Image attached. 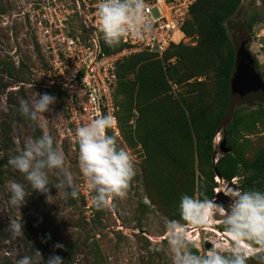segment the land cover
Returning a JSON list of instances; mask_svg holds the SVG:
<instances>
[{"label": "trees", "instance_id": "16d2710c", "mask_svg": "<svg viewBox=\"0 0 264 264\" xmlns=\"http://www.w3.org/2000/svg\"><path fill=\"white\" fill-rule=\"evenodd\" d=\"M243 2L195 0L181 25L192 43H171L161 57L146 51L127 54L116 63L113 101L119 136L110 129L106 132L116 138L119 148L140 145L143 195L169 221L182 222L178 208L181 195L202 191L212 199L216 177L224 182L238 177L237 190H264L263 104H236L230 120L222 126L229 103L228 81L237 58L227 23ZM245 5L243 23L251 30L260 21L261 5L255 0ZM101 46L106 52L122 47L121 43L109 47L102 37ZM244 48L248 50L247 45ZM249 54L258 71L260 60ZM0 73V85L5 87L2 76H14L13 62L1 61ZM15 92L18 109L19 101L26 98L21 86ZM24 119L36 136L42 134L34 121ZM218 131L225 135L230 150L217 156L213 142ZM250 134L257 135L255 140ZM139 206L143 212L145 205ZM216 227L224 231L221 223ZM56 243L52 241V245ZM54 249L74 263L73 243Z\"/></svg>", "mask_w": 264, "mask_h": 264}, {"label": "rangeland", "instance_id": "374dc122", "mask_svg": "<svg viewBox=\"0 0 264 264\" xmlns=\"http://www.w3.org/2000/svg\"><path fill=\"white\" fill-rule=\"evenodd\" d=\"M40 1L0 0V62L11 61L14 65V76H2L6 86L0 85V264H16L24 255L32 256L34 264H39L36 250L41 253V264L53 254L59 255L64 264H172L166 239L169 220L143 195L139 166L141 148H130L138 154L134 160L135 174L125 195L112 198L109 206L103 209L92 207L90 219L77 198L65 199L51 184L47 186V193L31 189L24 175L9 165L8 160L36 136L32 125L15 107L16 89L21 86L29 102L35 99L36 94V98L43 93L51 95L48 89L29 85L34 83L31 82V74L36 76L33 70L44 65V36L32 21L42 12ZM243 1L242 7L227 23L228 34L236 54L247 45V51L260 60L258 72L264 81V40L259 42V38L264 36V0H255L258 6L261 5L262 15L251 30H247L243 23V9L248 0ZM184 42L192 43L189 38H184ZM261 103L264 106V101ZM247 106L255 107L256 102ZM53 113L52 120L55 121L58 113L56 102ZM34 122L42 134H50L56 141L44 113L37 114ZM221 134L219 131L214 140L218 138L219 141ZM248 136L255 140L257 135ZM64 155L65 168L72 173L75 182L78 167L67 154ZM216 155H219L218 146ZM50 179L56 182L55 173H50ZM11 182L23 184L27 192L19 208L10 203ZM237 183L238 177L229 182L217 181L221 196L215 200L226 209L231 203L228 190H237ZM140 203L145 205L143 212ZM12 219L22 221L23 235L15 238L10 235L8 227ZM217 224H220L219 220L195 231L187 226L198 250L206 251L213 241L230 246ZM53 240L65 247L71 243L75 245L71 255L74 263H69L67 256L54 249Z\"/></svg>", "mask_w": 264, "mask_h": 264}, {"label": "clouds", "instance_id": "9594fccd", "mask_svg": "<svg viewBox=\"0 0 264 264\" xmlns=\"http://www.w3.org/2000/svg\"><path fill=\"white\" fill-rule=\"evenodd\" d=\"M96 15L103 42L109 47L119 45L125 38L143 40L151 31L152 20L145 0H99ZM36 97L37 94L31 102L19 101L17 110L29 121H35L37 114L51 111L49 106L56 100L48 93ZM114 123L110 115H101L75 130L79 173L86 181L91 204L97 209L108 207L112 198L123 197L135 174L130 153L119 148L116 138L106 132ZM8 163L24 175L31 189L47 193L51 184L65 199L78 198L74 177L65 168V155L50 134L27 141ZM50 173H55L56 182L50 179ZM9 190L10 203L19 208L27 194L24 185L11 182ZM228 196L231 203L226 209L202 191L181 195L178 208L182 222L170 220L166 225L172 264H264V190L229 189ZM217 220L224 227L223 239L230 246L213 241L206 251L194 250L193 237L185 225L195 231ZM8 230L13 238L23 235L22 221L10 220ZM54 247L63 245L56 243ZM35 255L41 264V253L36 250ZM16 264H34L33 257L24 255ZM43 264H64V261L53 254Z\"/></svg>", "mask_w": 264, "mask_h": 264}, {"label": "built area", "instance_id": "2783aa9c", "mask_svg": "<svg viewBox=\"0 0 264 264\" xmlns=\"http://www.w3.org/2000/svg\"><path fill=\"white\" fill-rule=\"evenodd\" d=\"M194 1L145 0L152 20L150 33L143 40L125 38L122 47L112 52L104 51L101 46L103 34L96 15L99 0L40 1L42 12L32 21L44 36V65L33 70L36 76L31 74L34 83L29 85L48 89L56 97L58 113L55 121L52 120L54 104L49 106L51 111L44 112V117L50 121L55 146L76 165V128L98 116L110 115L115 121L110 130L114 136H119L113 101L117 61L127 54L141 51L161 57L171 43L184 41L181 25ZM174 87L172 85V89ZM125 150L133 161L136 160L138 152L129 148ZM215 181L220 180L216 177ZM74 183L79 190L77 200L90 219L91 196L79 169ZM213 189L214 193L218 192L217 185Z\"/></svg>", "mask_w": 264, "mask_h": 264}, {"label": "water", "instance_id": "95a60500", "mask_svg": "<svg viewBox=\"0 0 264 264\" xmlns=\"http://www.w3.org/2000/svg\"><path fill=\"white\" fill-rule=\"evenodd\" d=\"M263 40L264 36H261L259 42ZM244 52V56H239L243 53V50L237 54L235 67L228 81L229 103L222 121V126H225L230 120L231 113L236 104L252 105L253 102L264 101V81L260 73L255 69L254 59L246 49H244ZM217 146L219 153H226L230 150L226 145L225 135H221L219 141L218 138L217 141L214 140L213 151L215 155L217 153ZM220 196L221 194L217 192L214 193L213 198H220ZM215 202L219 204L218 201L215 200Z\"/></svg>", "mask_w": 264, "mask_h": 264}, {"label": "flooded vegetation", "instance_id": "af4514ba", "mask_svg": "<svg viewBox=\"0 0 264 264\" xmlns=\"http://www.w3.org/2000/svg\"><path fill=\"white\" fill-rule=\"evenodd\" d=\"M244 49H245V48H243V53L240 54L239 56H244V55H245Z\"/></svg>", "mask_w": 264, "mask_h": 264}, {"label": "bare ground", "instance_id": "6f19581e", "mask_svg": "<svg viewBox=\"0 0 264 264\" xmlns=\"http://www.w3.org/2000/svg\"><path fill=\"white\" fill-rule=\"evenodd\" d=\"M223 235H224V231H222Z\"/></svg>", "mask_w": 264, "mask_h": 264}]
</instances>
